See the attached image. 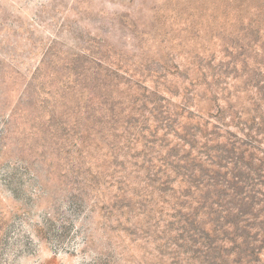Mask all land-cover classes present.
Segmentation results:
<instances>
[{
    "label": "rangeland",
    "instance_id": "1",
    "mask_svg": "<svg viewBox=\"0 0 264 264\" xmlns=\"http://www.w3.org/2000/svg\"><path fill=\"white\" fill-rule=\"evenodd\" d=\"M236 175L264 220V0H0V264L244 263L183 239Z\"/></svg>",
    "mask_w": 264,
    "mask_h": 264
},
{
    "label": "trees",
    "instance_id": "2",
    "mask_svg": "<svg viewBox=\"0 0 264 264\" xmlns=\"http://www.w3.org/2000/svg\"><path fill=\"white\" fill-rule=\"evenodd\" d=\"M236 180L237 182L234 185L229 188L222 186V189L216 188L217 182L215 184L207 183L208 187H213V191L210 190L209 193L201 196L199 206L191 208L186 217L182 218L185 233L183 239H188L192 243L200 242L210 254L213 253L215 258L221 260H224L221 255L224 253L222 251L224 245L219 246L221 252L216 253L218 248L216 244L229 240L232 246L231 249L237 248L240 250L239 256H244L241 245L245 247L243 250L247 259L246 262H240V264H253L251 261L255 258L254 254L261 251L260 248L262 247H257V242L264 245V220L259 219L263 213L260 210L255 211L252 204L251 207L246 206V201L252 200V196L244 190V187L237 188V185L246 183L247 180L243 181L238 175H236ZM251 180L253 179H249V181ZM193 182L199 187L203 180L194 179ZM261 194L264 196V193L261 192ZM214 206L216 207L214 208ZM201 212H206L210 221L213 222V233L205 232L201 227L195 225ZM251 243H253L252 246ZM257 256H259L258 253Z\"/></svg>",
    "mask_w": 264,
    "mask_h": 264
}]
</instances>
